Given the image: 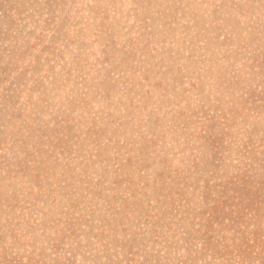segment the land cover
Returning <instances> with one entry per match:
<instances>
[{"label":"rangeland","instance_id":"obj_1","mask_svg":"<svg viewBox=\"0 0 264 264\" xmlns=\"http://www.w3.org/2000/svg\"><path fill=\"white\" fill-rule=\"evenodd\" d=\"M0 264H264V0H0Z\"/></svg>","mask_w":264,"mask_h":264}]
</instances>
